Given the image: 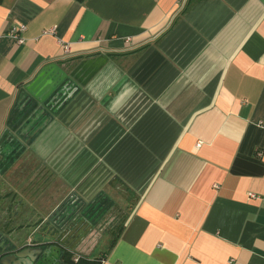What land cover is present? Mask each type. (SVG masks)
<instances>
[{
  "label": "crops",
  "instance_id": "1",
  "mask_svg": "<svg viewBox=\"0 0 264 264\" xmlns=\"http://www.w3.org/2000/svg\"><path fill=\"white\" fill-rule=\"evenodd\" d=\"M52 71L66 97L21 123ZM4 240L40 264H264V0H0Z\"/></svg>",
  "mask_w": 264,
  "mask_h": 264
},
{
  "label": "water",
  "instance_id": "2",
  "mask_svg": "<svg viewBox=\"0 0 264 264\" xmlns=\"http://www.w3.org/2000/svg\"><path fill=\"white\" fill-rule=\"evenodd\" d=\"M36 82H38L36 85L38 92L33 96L24 93L19 98L16 112L20 115L21 123L28 120L34 121V118L38 116L46 118V109L66 97L67 85L63 83L62 77L57 72L42 73ZM5 242V240L0 242V264H40L48 255L42 247L30 246L19 249Z\"/></svg>",
  "mask_w": 264,
  "mask_h": 264
},
{
  "label": "built area",
  "instance_id": "3",
  "mask_svg": "<svg viewBox=\"0 0 264 264\" xmlns=\"http://www.w3.org/2000/svg\"><path fill=\"white\" fill-rule=\"evenodd\" d=\"M25 31H26V26H23L22 25L19 28H12L10 30L8 36L11 37V38H13L15 41H17L18 44H25L26 41H25V39L21 35ZM66 51H68V47H66ZM75 261L78 262L79 261V258L75 259Z\"/></svg>",
  "mask_w": 264,
  "mask_h": 264
},
{
  "label": "trees",
  "instance_id": "4",
  "mask_svg": "<svg viewBox=\"0 0 264 264\" xmlns=\"http://www.w3.org/2000/svg\"><path fill=\"white\" fill-rule=\"evenodd\" d=\"M63 256L65 257V260H66V263L68 264H74V261L72 259V255H70L69 253H64ZM77 264H100L98 261H86V260H83L81 259L79 261V263Z\"/></svg>",
  "mask_w": 264,
  "mask_h": 264
},
{
  "label": "rangeland",
  "instance_id": "5",
  "mask_svg": "<svg viewBox=\"0 0 264 264\" xmlns=\"http://www.w3.org/2000/svg\"><path fill=\"white\" fill-rule=\"evenodd\" d=\"M106 248V246L100 245V247H98V250H104Z\"/></svg>",
  "mask_w": 264,
  "mask_h": 264
},
{
  "label": "flooded vegetation",
  "instance_id": "6",
  "mask_svg": "<svg viewBox=\"0 0 264 264\" xmlns=\"http://www.w3.org/2000/svg\"><path fill=\"white\" fill-rule=\"evenodd\" d=\"M56 261H57V263H56V262H55V263H56V264H59V259H56Z\"/></svg>",
  "mask_w": 264,
  "mask_h": 264
}]
</instances>
